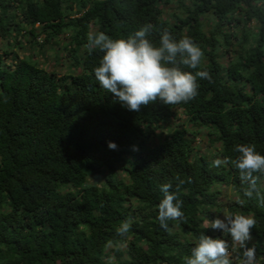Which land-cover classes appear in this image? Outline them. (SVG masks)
<instances>
[{
  "label": "trees",
  "instance_id": "16d2710c",
  "mask_svg": "<svg viewBox=\"0 0 264 264\" xmlns=\"http://www.w3.org/2000/svg\"><path fill=\"white\" fill-rule=\"evenodd\" d=\"M170 1L0 0V38L10 45L0 53V264H184L201 232L231 241L204 228L223 209L256 219L249 246L264 264V176L249 198L234 165L212 163L235 160L237 144L264 154V0H179L184 14L173 20L163 12ZM145 25L156 44L168 30L201 48L199 69L182 66L211 75L198 79L195 98L134 112L100 87L94 68L103 53L89 48V34L126 38ZM21 36L41 50L67 38V72L41 67L35 53L20 57L12 48L23 47ZM180 112L192 128L164 134ZM205 126L217 153L197 150L189 136ZM176 177L185 181V217L166 230L157 219L160 187L177 190ZM224 186L235 199L222 200ZM230 250L239 264L242 250Z\"/></svg>",
  "mask_w": 264,
  "mask_h": 264
},
{
  "label": "clouds",
  "instance_id": "9594fccd",
  "mask_svg": "<svg viewBox=\"0 0 264 264\" xmlns=\"http://www.w3.org/2000/svg\"><path fill=\"white\" fill-rule=\"evenodd\" d=\"M151 25H145L126 38H110L103 32L90 33L88 46L99 49L103 55L94 76L100 87L111 93L122 107L140 112L141 107L159 101L165 105L188 102L198 95V79L211 80L209 71H185L182 66L199 69L203 51L194 41L185 36L177 40L171 32L164 30L159 43L149 39ZM108 147L115 150L118 145L109 141ZM134 150H137L134 146ZM234 151L239 155L235 160L216 158L215 167L232 164L239 170L242 182L249 187L244 195L251 198L259 195L257 181L264 176V154L258 152L254 144H237ZM177 190H172L171 182L161 185L163 199L159 203L157 219L161 227L169 228L168 221L183 220V201L179 196V186L185 181L176 177ZM256 219L251 215L224 212L205 222L204 228L218 229L231 237V241L212 237L201 232L191 254L184 258V264H235L232 247L241 251L239 264H257V247L252 229ZM131 224L125 221L118 232L126 234Z\"/></svg>",
  "mask_w": 264,
  "mask_h": 264
},
{
  "label": "rangeland",
  "instance_id": "374dc122",
  "mask_svg": "<svg viewBox=\"0 0 264 264\" xmlns=\"http://www.w3.org/2000/svg\"><path fill=\"white\" fill-rule=\"evenodd\" d=\"M180 4L181 3L179 2V0H171L168 4L164 5L163 6L164 16L166 18L173 20L175 14L183 15L184 11L181 9ZM202 19L205 23V29L211 30V28L214 25L215 16L212 13H208L205 16H203ZM251 28L252 29L255 28L254 22L251 23ZM233 31L235 32L237 31L239 33L238 28L233 29ZM41 37L43 38V36ZM27 38L28 39H26L24 36L20 37V39L23 41V47H19L15 45L12 48L15 52L19 53L20 57H27L31 55L32 53H35L34 58L35 60L39 62L41 67H44L50 71L52 70L57 71L59 75H62L64 72H67L69 60L67 58L68 56H67L66 50L63 49L62 47L63 43L68 41L67 38L63 37L62 39H60V46L52 45L51 43H49V44L44 45L42 50L39 44L34 43L31 45L30 43H28L30 36H28ZM250 41H253L252 37H250ZM8 48H10V45H8V42L0 38V53H3L4 49H8ZM223 62L227 63V59L224 58ZM187 123H188L187 116L184 113L180 112L177 118H174L171 120L170 126H165L163 128L164 129L163 132L165 134L170 130V128L171 129L175 127L181 128L187 125L188 127L190 126L192 128V124L190 123L187 124ZM205 127L206 129L201 128L199 133L195 131L193 135L189 134V136L192 139H194L197 150L201 152L209 151V152L217 153L220 147V143L214 139L215 138L214 135H209L208 129H211L212 127L211 128L209 126H205ZM216 158H220V157L218 156V157H215V159ZM94 180H99V179H94ZM222 190L224 192V196L222 198L223 201H227L229 198L230 199L236 198V194L233 188L224 186L222 187ZM224 212H228L227 209H223L221 213H215V217L218 215H222V213Z\"/></svg>",
  "mask_w": 264,
  "mask_h": 264
}]
</instances>
